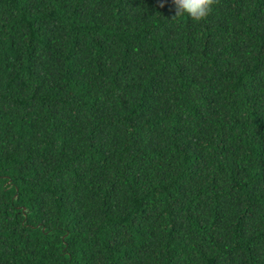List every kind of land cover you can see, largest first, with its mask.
<instances>
[{
    "label": "trees",
    "instance_id": "trees-1",
    "mask_svg": "<svg viewBox=\"0 0 264 264\" xmlns=\"http://www.w3.org/2000/svg\"><path fill=\"white\" fill-rule=\"evenodd\" d=\"M0 0V264H264V0Z\"/></svg>",
    "mask_w": 264,
    "mask_h": 264
},
{
    "label": "clouds",
    "instance_id": "clouds-1",
    "mask_svg": "<svg viewBox=\"0 0 264 264\" xmlns=\"http://www.w3.org/2000/svg\"><path fill=\"white\" fill-rule=\"evenodd\" d=\"M214 3L215 0H173L174 16L200 22L212 12Z\"/></svg>",
    "mask_w": 264,
    "mask_h": 264
}]
</instances>
